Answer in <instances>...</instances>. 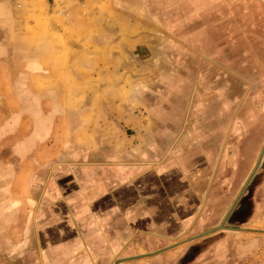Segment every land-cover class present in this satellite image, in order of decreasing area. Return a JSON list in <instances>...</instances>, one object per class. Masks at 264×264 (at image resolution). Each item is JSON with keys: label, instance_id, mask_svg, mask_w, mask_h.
<instances>
[{"label": "rangeland", "instance_id": "374dc122", "mask_svg": "<svg viewBox=\"0 0 264 264\" xmlns=\"http://www.w3.org/2000/svg\"><path fill=\"white\" fill-rule=\"evenodd\" d=\"M261 11L264 0H0V264H264V71L248 50ZM144 35L153 55L135 49ZM155 69L181 73L162 123ZM81 164L121 168L105 189L115 208L98 214Z\"/></svg>", "mask_w": 264, "mask_h": 264}, {"label": "crops", "instance_id": "0c3cea01", "mask_svg": "<svg viewBox=\"0 0 264 264\" xmlns=\"http://www.w3.org/2000/svg\"><path fill=\"white\" fill-rule=\"evenodd\" d=\"M146 12H150V11H146ZM197 12H199V10L197 11ZM261 12H263V11H261ZM263 14H264V12H263ZM139 23H140V25H143L142 24V22H140V21H138ZM147 23V22H146ZM146 25V24H145ZM144 25V26H145ZM256 28H257V30H258V34L256 35L257 36V39L255 38V40H254V44L253 45H251V48H249L248 50H255L256 51V53H255V55H257V57H258V59H256L257 60V62H259V64H258V66L260 65L261 66V69L264 71V19H262V21L260 22V25L259 24H257L256 23ZM146 27H147V25H146ZM211 34V33H210ZM148 35V34H147ZM146 35H144L142 38H141V43H138L137 45H136V47H135V49H137V47L138 46H140V47H145L150 53H151V55H153L152 53H153V51H152V48H153V46L154 45H156V43H157V41H154L153 39H152V37H150V36H146ZM211 41V40H210ZM211 43V42H210ZM193 45L194 46H196V45H200V41H198V43L197 42H193ZM210 52H211V50H210ZM149 53V54H150ZM194 59L197 61V62H199V63H201V60L199 59V58H195L194 57ZM259 66V67H260ZM155 75H158L160 78H161V82L163 83L162 84V86H161V88H159L158 89V92H157V94H159V99H160V105H159V108H157V106L155 107V112L153 113V115H156V116H158V117H160L159 118V120H157V121H155L156 123H160V121H161V123H162V120H163V118L166 116L165 115V112H164V110H166L167 109V107H165V104H163V103H165L166 101H167V98H168V95H169V93H171V92H174V91H172V87H170V77H175V75H181V73H180V71H175L174 70V72L173 71H171V70H169V69H167L166 71L165 70H161V69H155V70H151V77H154ZM264 75V74H263ZM143 78L144 80V83L146 82V79H145V75L144 76H135V81H134V84L135 83H142L143 81H140V79L141 78ZM179 77V76H178ZM148 82V81H147ZM166 83V84H165ZM165 84V85H164ZM160 90V91H159ZM152 91H153V89H152ZM194 92V91H193ZM194 95V94H193ZM148 102V101H147ZM134 120V119H133ZM137 120H138V122L137 123H141V121H140V118H137ZM186 120H187V118L185 119V122H184V126H185V124H186ZM164 124V123H163ZM182 131H184V129L183 130H181L180 131V133H178L177 134V136L175 137V138H173L171 141H169V139L167 140V141H169L170 143H172L173 141H178V140H180V137H181V135H182ZM163 135V134H162ZM161 135V136H162ZM161 140L163 139L162 137L160 138ZM175 142V143H176ZM175 145V144H174ZM169 146H170V144H169ZM173 147V146H172ZM172 147H171V149H172ZM169 147H168V150H166V152H165V154L163 155V158L162 159H165V157L170 153V150H171ZM153 153H156V152H154L153 151ZM37 155L35 154V152H34V157H36ZM106 157H107V155H106ZM78 159H80V158H90V156H88V155H86V154H82V155H79L78 157H77ZM120 159L121 158H119L118 159V161L116 160V161H114V160H112V161H110V160H107V159H105V161L103 162V163H105V162H108V161H110V162H112V163H119L120 164ZM139 160H145V157H142V159H139ZM64 163H68V162H64ZM82 163V162H81ZM65 166H67V165H65ZM117 166H120V165H117ZM41 167V166H40ZM75 168H78V167H75ZM79 168H81V169H83V168H86L87 170H94V171H91L94 175H95V177H94V179H95V183L96 184H94V183H92L89 179L90 178H87V176H86V172L85 171H83L81 174H82V176L83 177H85V179H84V186L83 187H85V188H88L89 189V187L91 186V185H94L95 187V189L97 188V189H99L100 191H102V192H100V195H98L97 196V198H96V200L93 202V205H95V210L96 211H98V214L101 212V213H105V209H104V207H106V206H108V202H109V199L110 200H112V201H114L113 202V207L115 208V204H117V203H119L118 202V197H119V193L118 194H116L114 191H113V194H112V196L111 197H109V194L107 193L106 194V192H105V189H112V190H115V185L117 186V185H120V183H118V184H116L118 181H120V175H121V168L120 167H109V166H100V165H89V166H84V165H82L81 164V167H79ZM96 172V173H95ZM97 172H100L101 174H99V173H97ZM131 172V171H130ZM134 172V171H133ZM87 173H89V172H87ZM108 173L109 174H113V175H111V176H113L114 178H112V180L111 181H107L108 180ZM136 173V172H135ZM98 175V176H97ZM81 177V176H80ZM86 179H87V181H86ZM104 179V180H103ZM116 180V181H115ZM118 180V181H117ZM55 180L53 179V182H54ZM102 181V182H101ZM86 183V184H85ZM132 184H135V185H137V183L136 182H133ZM132 185L130 184L129 185V187H130V190L132 189V187H131ZM112 187V188H111ZM136 187V186H135ZM62 188V187H61ZM66 188V187H65ZM137 188V187H136ZM57 188H53V190H56ZM64 196H62V198H63ZM101 198H103V199H101ZM58 199H60V198H58ZM63 200H64V203H65V205L66 206H68V204H69V206H70V203H68V198L67 197H65V198H63ZM116 200V201H115ZM116 202V203H115ZM181 202H182V204H181V206H183V208H184V211H185V209H188L190 206H194L195 207V205L191 202V201H188V199L186 198L185 200L184 199H181ZM56 204H57V202H56V197H55V199L54 200H50V207L51 206H56ZM262 204H264V201H263V203H261V205ZM199 206V203L197 204V207ZM112 207V208H113ZM109 211H107V213H108ZM113 212L115 213L116 211H115V209L113 210ZM114 213L112 214L113 216H114V218H115V215H114ZM97 215V214H96ZM174 215L175 214H172V218L174 217ZM68 218L66 217V220H67ZM56 220V219H55ZM258 222V224H260L261 226H259V227H264V217L262 218V220L260 219V220H258L257 221ZM247 238H249V237H247ZM179 247H177V248H175V250H177ZM174 252V250H171V251H169L168 252V255H166V256H169L171 253H173ZM263 251H261V253H262ZM261 256H259V258H260ZM209 258H210V256H209ZM201 257H199V259L198 260H196L194 263H192V264H213V262L211 261V260H208V262H206V261H204V262H201ZM143 264H157V263H154V261L153 262H143ZM159 264V263H158ZM182 264H185V263H182Z\"/></svg>", "mask_w": 264, "mask_h": 264}, {"label": "bare ground", "instance_id": "6f19581e", "mask_svg": "<svg viewBox=\"0 0 264 264\" xmlns=\"http://www.w3.org/2000/svg\"><path fill=\"white\" fill-rule=\"evenodd\" d=\"M40 3H42V1H41ZM45 3H46V2H45ZM42 6H43V5H42ZM39 16H40V15H39ZM41 17H42V16H41ZM44 19H45V17H44ZM45 21H46V20H45ZM46 24H47V23H46ZM46 24H45V25H46ZM45 31H46V30H45ZM22 39H23V38H22Z\"/></svg>", "mask_w": 264, "mask_h": 264}, {"label": "water", "instance_id": "95a60500", "mask_svg": "<svg viewBox=\"0 0 264 264\" xmlns=\"http://www.w3.org/2000/svg\"><path fill=\"white\" fill-rule=\"evenodd\" d=\"M247 187H248V184H245V188H247ZM245 188H244V189H245Z\"/></svg>", "mask_w": 264, "mask_h": 264}]
</instances>
